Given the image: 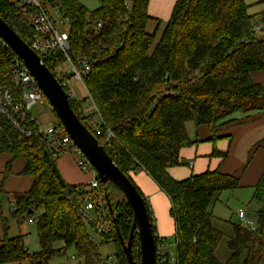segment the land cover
<instances>
[{"label":"trees","instance_id":"trees-1","mask_svg":"<svg viewBox=\"0 0 264 264\" xmlns=\"http://www.w3.org/2000/svg\"><path fill=\"white\" fill-rule=\"evenodd\" d=\"M149 1L98 0L99 5L89 9L80 0H42L50 15L57 8L69 20L70 50L68 55L59 49L37 53L69 94L73 110L121 171L133 183L130 172L145 171L170 198L177 252L174 260L168 257L167 264H259L264 256V251L259 252L264 244V206L257 210L259 227L255 231L231 223L227 240L231 254L226 260L216 255L226 234L213 223V206L224 191L242 187L241 175L214 169L176 179L169 170L183 163L182 148L195 142L187 123L207 126L213 140L218 123L230 115L264 111V86L251 79L252 72L264 70V9L252 14L247 0H177L169 20L162 23L149 15ZM32 9L17 6L15 0H0V16L31 47L35 38ZM153 20L156 26L149 31ZM14 56L0 38V86H14ZM68 57L79 70L83 62L90 67L82 81L88 90L86 99L97 108V123L93 116L83 115L81 102L71 95V76L57 70ZM15 89L20 99L21 88ZM28 126L32 135L25 137L0 115V154L11 155L12 161L23 159L22 173L33 178L27 192L11 196L14 209L3 218L0 264H49L72 248L82 258L81 264H107L89 228L101 234L105 243L117 246L115 264H127L118 234L125 241L129 238L133 220L129 203L124 197L110 198L114 221L104 198L109 183L103 184L96 173L106 211L105 230L98 231L102 224L98 213L88 216L82 210V202L90 195L85 191L87 183L63 184L55 169L61 154L48 146L35 121L30 120ZM215 154L223 159L228 155ZM252 200L264 202V170L253 186ZM146 203L158 259L166 240L156 235ZM33 216L40 249L31 253L25 235L11 237L8 231L11 222L22 224ZM58 242L62 246L56 247ZM132 251L135 263L140 264L137 234Z\"/></svg>","mask_w":264,"mask_h":264},{"label":"crops","instance_id":"crops-1","mask_svg":"<svg viewBox=\"0 0 264 264\" xmlns=\"http://www.w3.org/2000/svg\"><path fill=\"white\" fill-rule=\"evenodd\" d=\"M176 1L150 0L148 13L155 20L158 19L164 23L169 20ZM251 79L264 86V70L252 72ZM68 85L74 97L81 102L83 115L86 117L93 116L92 121L97 123L96 119H99L97 108L91 100L86 99L85 85L74 79H70ZM192 123H187V129L191 139L195 142L191 146L182 148L183 163L170 168V174L176 179H186L192 174L220 169L223 173L241 175L242 187L238 189H252L264 170V111L236 112L230 115L218 123L216 138L213 140L209 138L211 131L207 126L196 127L194 123L191 126ZM215 151L225 152L228 155L223 159L219 154H215ZM68 158L70 157L57 159L61 176L68 184L84 183L81 182L80 178L72 181L67 180L69 177L73 178L71 171H68L65 164ZM9 161H12L11 155L0 154V246L4 239L3 218H7L12 210L11 196L16 192H27L33 183L32 176L22 173L25 166L23 159L13 160L10 171L7 172ZM93 176L94 173L92 172L90 178ZM130 176L150 206L156 226V235L160 239L166 240L165 245H163V252L170 259H174L177 252V244L174 241L176 223L170 212V198L145 171H132ZM218 218L227 220L222 216H218ZM10 230L11 223L8 235Z\"/></svg>","mask_w":264,"mask_h":264},{"label":"built area","instance_id":"built-area-1","mask_svg":"<svg viewBox=\"0 0 264 264\" xmlns=\"http://www.w3.org/2000/svg\"><path fill=\"white\" fill-rule=\"evenodd\" d=\"M15 2L19 7L26 6L33 8L31 11V17L33 18L32 29L35 38L33 40L32 48L36 52L39 51L43 54L50 50L59 49L68 55V51L70 50L69 34L67 30H61L59 26L67 25L69 20L63 19L57 8H53V11H51L53 15H50L42 6V0H15ZM126 5L129 8L131 6L128 1L126 2ZM260 29V26L254 27V30L260 31ZM14 57V61L12 62L13 79L14 86L21 88L19 92L20 99L18 98V93H16L13 84L1 85L0 115L6 117L9 123L25 137H30L32 135V130L28 126V122L30 120L35 121L39 132L47 141L48 146L55 151L57 155L65 152L72 154L77 153L80 155L78 160L79 165L89 172L92 169V172L94 173V176L87 181V185H85V191L90 195H88V198L82 202V210L88 216H93V211H96L98 213V219L100 223H102L98 225V231L105 230L103 222L106 218V211L103 202L100 199V181L97 179L92 165L81 152L79 147L74 143L71 136L56 120L51 124L43 126L41 122L33 116L31 112L32 107L39 102L46 101V99L24 61L16 54ZM66 64H68V66H65ZM89 70L90 67L86 62H83L80 70L77 69L69 57L63 64L58 66V72L68 73L71 76V79L81 81L82 83V75ZM71 95L74 97L72 90ZM11 208L14 209V203H12ZM238 217L243 220L245 225L252 231L257 229L253 220L246 216V211L244 209L241 208L238 210ZM92 218L94 219V217ZM167 260L168 255L163 252L162 246L161 254H159L156 264H167Z\"/></svg>","mask_w":264,"mask_h":264},{"label":"water","instance_id":"water-1","mask_svg":"<svg viewBox=\"0 0 264 264\" xmlns=\"http://www.w3.org/2000/svg\"><path fill=\"white\" fill-rule=\"evenodd\" d=\"M0 38L24 61L45 98L60 119L63 128L88 159L103 184L107 185L111 183L115 185L131 206L133 220L127 241L123 240L117 228L119 240L127 258V264H136L132 251L136 234L140 240V264H156V241L148 214L146 199L140 194L130 178L121 171L92 131L81 121L70 104L69 94L60 84L54 73L43 62L40 55L1 16ZM55 169L63 184H65L58 168L55 167ZM104 198L111 217L115 221L114 209L107 192L104 193Z\"/></svg>","mask_w":264,"mask_h":264},{"label":"rangeland","instance_id":"rangeland-1","mask_svg":"<svg viewBox=\"0 0 264 264\" xmlns=\"http://www.w3.org/2000/svg\"><path fill=\"white\" fill-rule=\"evenodd\" d=\"M80 1L86 4V6L89 9H94L99 5L98 0H80ZM247 2L251 4L250 12L252 14H255L257 11L264 9V0H247ZM156 23L157 22L154 20L150 23L149 31L154 30ZM68 26L69 25L66 24L60 25V28L64 30H68ZM65 66H68V64H66ZM85 90L88 93V90L86 88ZM31 112L33 116L41 122L43 126L51 124L55 120L54 114L51 108L49 107L47 101L39 102L36 105H34L31 109ZM96 121H99V119H96ZM192 125L194 124L192 123L191 126ZM66 156L70 157L66 159L65 162L66 167L68 168V171H71L73 178L76 177L74 179L69 177L67 178V180L72 181L80 178L81 182L85 183V181H89L91 179L90 175L92 173V169L89 172L83 169L79 165L78 160L80 158V155L77 153L72 154L68 152H65L60 155V157L62 158ZM108 192L112 201L123 199L121 192L111 183H109L108 185ZM252 195H253V188L252 189L243 188L233 191H224L219 197V199L215 202V207H213L214 210L213 223L217 228L223 230L226 234L216 250V255L220 260L228 259L231 254V251L227 246V240L229 236L232 234L231 223L235 222L241 225L245 224V222H243V220H241L238 217L239 209L241 208L244 209L246 211V216L251 220H253L254 224L257 227H259V223L257 219L258 218L257 210L258 208L264 206V202L263 203L255 202L254 200H252ZM218 216H222V218L227 220L219 219ZM35 218L36 217L33 216L32 221H27L22 224L11 222V230L9 232V236L11 237L19 234L25 235L26 248H28L31 253L37 252L40 249L38 237H37L36 224L34 221ZM89 233L91 237L94 239V242L98 245L99 251L101 252L103 258L107 260V264H115L117 262V256H116L117 246L114 243H105L101 234L95 232L92 228H89ZM60 246H62L61 242L56 243V247H60ZM263 251H264V244L259 247V252L262 253ZM81 263H82V258L76 253V251L73 248L68 250V252L65 255L53 258L49 261V264H81ZM259 264H264V256L261 258Z\"/></svg>","mask_w":264,"mask_h":264}]
</instances>
